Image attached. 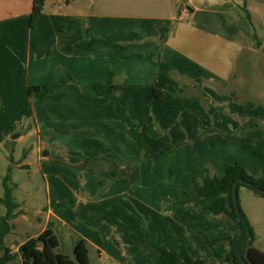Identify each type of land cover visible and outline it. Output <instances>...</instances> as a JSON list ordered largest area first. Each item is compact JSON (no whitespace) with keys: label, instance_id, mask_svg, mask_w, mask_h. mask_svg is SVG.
Returning a JSON list of instances; mask_svg holds the SVG:
<instances>
[{"label":"rangeland","instance_id":"374dc122","mask_svg":"<svg viewBox=\"0 0 264 264\" xmlns=\"http://www.w3.org/2000/svg\"><path fill=\"white\" fill-rule=\"evenodd\" d=\"M132 1L142 3L141 8L125 13L149 15L154 8L163 14L174 9L178 16L190 0ZM215 9L223 11L219 17L203 10L186 19L215 16L221 20V33L242 47L232 43L222 47L214 68L204 64L199 78L184 79L185 83L182 77H173L154 103L125 102L133 121L147 120L154 127L144 137L150 156L130 131L109 134L111 147L80 151L68 148L71 142L80 144V139L74 142L46 134L40 145L49 150L47 161L39 157V137L33 134L26 139L30 165L16 179L23 184L18 195L26 199L29 217L48 206L64 211L73 227L89 239V264H162L157 260L159 249L148 238L162 242L178 256L182 254L181 239H185L188 252L202 257L204 264H228L224 257L234 233L223 229L227 216L210 211L212 198H203L196 205L180 204L175 196L191 192L194 177L202 178L206 169L211 175L223 173L226 163L239 162L251 175L264 176V0H226ZM209 56L206 54V60ZM210 73L215 82L208 81ZM197 79L203 82L199 84ZM94 90L86 88L85 94L97 95ZM96 150L100 155L90 157ZM67 154L77 170L58 171L54 164L65 161ZM12 159L16 161L13 155ZM241 195L244 199L243 192ZM84 196L90 203H82ZM252 217L254 246L264 252V201ZM52 222L53 229L57 231L55 225L61 228L57 235L62 252L72 254V241L80 235L56 218ZM32 224H36L32 229L41 225L38 220ZM135 235L142 240H135Z\"/></svg>","mask_w":264,"mask_h":264},{"label":"crops","instance_id":"0c3cea01","mask_svg":"<svg viewBox=\"0 0 264 264\" xmlns=\"http://www.w3.org/2000/svg\"><path fill=\"white\" fill-rule=\"evenodd\" d=\"M188 3L176 16L174 9L163 14L156 13L154 8V13L149 15L125 13L141 8L142 3L132 0H45L43 13L31 27L29 19L34 0H0V197L5 194L4 177L10 173L16 184L13 194L19 204L5 240L10 254L16 256L6 264H24L18 254L20 246L41 234L52 218L80 235L72 241L73 255H67L75 257V245L80 238L89 246L84 231L73 227L60 209L48 206L37 210L33 218L29 217L27 201L18 195L23 184L16 176L30 165L25 145L30 135L39 137L38 154L46 161L49 150L40 145L46 134L71 141L80 139L77 146L71 142L70 151L111 147L113 141H109V134L121 132L123 135L131 130L125 127L122 114L113 108L112 102L98 110L92 100L84 98L86 88L94 90V83H106L113 75V81L122 86V102L147 106L156 102L154 88L162 91L176 76L184 82V79L199 78L207 65L214 68L222 47L231 43L236 48L242 47L221 33V20L215 19L223 12L215 6L224 5L226 0ZM203 10L215 16L207 20L186 19V15ZM206 54L210 55L207 60ZM207 78L216 81L213 73ZM70 84L74 85L68 87ZM29 86H41L42 91L49 86L52 92L40 96L37 91L30 92ZM103 107L107 109L102 111ZM109 107L113 110H108ZM134 121L140 122L136 118ZM11 155L16 161H11ZM67 156L65 161L54 164L58 171L76 169L77 164ZM241 189V206L253 224L252 216L258 214L264 197L255 196L249 188ZM80 199L84 205L90 203L85 196ZM212 199L213 204L215 199ZM7 211L6 205L0 204V219ZM31 220L33 223L38 220L41 225L32 229L36 224ZM54 228L57 235L61 228L56 225ZM57 237L62 251L61 239Z\"/></svg>","mask_w":264,"mask_h":264},{"label":"trees","instance_id":"16d2710c","mask_svg":"<svg viewBox=\"0 0 264 264\" xmlns=\"http://www.w3.org/2000/svg\"><path fill=\"white\" fill-rule=\"evenodd\" d=\"M45 0H34L33 10L30 15L29 23L31 27L36 25L39 16L43 13ZM74 84L68 85V87ZM96 96H87L83 93V97L92 100L96 105L102 106L107 102H112V106L117 109L123 116V121L130 128L134 139L142 151H145L147 156H150V147L144 142V137L151 135L154 131L152 124L147 120H142L140 123H135L128 111L126 103L121 101V85L113 81V75L106 83H94ZM29 91H37L40 96H45L52 92L49 86H29ZM206 90L212 95L217 96L216 92L211 88L206 87ZM162 91L157 92L153 89L155 97H161ZM90 157L100 155V151L91 152ZM109 155V154H108ZM243 178L245 183H241L239 190L245 186L254 192L264 197V194L257 191V188L264 189V176L255 177L251 175L246 168L239 162L226 163L224 172L220 174L211 175L209 170L202 178L194 177V189L191 192L186 191V196L182 197L176 195V200L180 204L194 203L199 205L203 198L212 197L215 199L210 206L213 214H225L227 222L223 229L234 233L229 240L230 249L224 257V260L229 264H242L238 254L243 253L244 257L251 264H264V252L254 246L256 234L254 227L243 210L241 204L240 213L237 212L233 201V187L235 182ZM5 194L0 197V204L6 205L8 211L5 216L0 219V264H6L12 261L16 255L10 254V249L6 246V236L12 229L10 220L17 214L16 209L19 204L15 200L13 191L16 184L11 181L10 173L4 177ZM135 234V233H134ZM135 240H142V238L135 235ZM149 244L155 245L159 249L157 260L162 264H204L205 260L202 257H193L187 250L186 240L181 239L182 254L176 255L169 250L162 242L155 241L151 238L146 240ZM60 243L57 235L53 230V222L38 236L30 238L20 246L19 255L22 257L24 264H89V249L86 240L80 238L75 245V257H71L60 251Z\"/></svg>","mask_w":264,"mask_h":264},{"label":"water","instance_id":"95a60500","mask_svg":"<svg viewBox=\"0 0 264 264\" xmlns=\"http://www.w3.org/2000/svg\"><path fill=\"white\" fill-rule=\"evenodd\" d=\"M12 161L14 162V159H12ZM241 183H245L246 184L247 182L243 178H239L235 182L234 187H233V201H234V205H235V208H236L238 213H240V209H241L240 198H239V186H240ZM257 191L264 194V189L263 188H257ZM238 256H239V259H240L242 264H251L250 262H248L246 260V258L244 257L243 253L240 252L238 254Z\"/></svg>","mask_w":264,"mask_h":264}]
</instances>
